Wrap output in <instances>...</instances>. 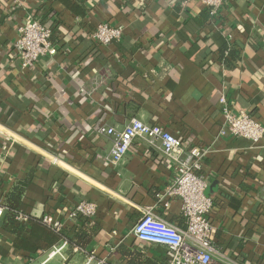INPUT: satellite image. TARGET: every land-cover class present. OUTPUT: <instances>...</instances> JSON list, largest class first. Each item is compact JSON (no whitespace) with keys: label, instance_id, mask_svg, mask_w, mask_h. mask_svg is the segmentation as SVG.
<instances>
[{"label":"crops","instance_id":"obj_1","mask_svg":"<svg viewBox=\"0 0 264 264\" xmlns=\"http://www.w3.org/2000/svg\"><path fill=\"white\" fill-rule=\"evenodd\" d=\"M182 1L0 0V200L26 183L24 211L62 221L69 235L83 218L99 226L80 247L39 221H19L16 233L5 211L0 264H168L167 247L133 228L146 208L187 226L181 200L166 207L159 195L175 164L137 137L112 165V138L98 132L132 117L179 136L184 152L206 151L201 172L222 253L213 264H264V139L222 136L219 104L225 95L264 124V0H229L215 15ZM28 16L51 25L55 53L22 69L13 43ZM101 21L122 25V39L97 43ZM80 201L96 214L68 217Z\"/></svg>","mask_w":264,"mask_h":264},{"label":"built area","instance_id":"obj_2","mask_svg":"<svg viewBox=\"0 0 264 264\" xmlns=\"http://www.w3.org/2000/svg\"><path fill=\"white\" fill-rule=\"evenodd\" d=\"M191 0H183L185 4ZM215 15L229 0H197ZM51 25L28 16L18 29L14 41L15 55L20 59L22 69L33 67L39 59L55 53L52 42ZM124 34L122 25L98 22L91 37L101 45L119 42ZM223 120L220 127L222 136L243 138L258 144L264 139V124L245 110L235 111L225 95L219 99ZM100 134L112 138L113 145L107 157L112 165H117L128 153L137 137L146 139L160 150L176 168V176L166 189L160 193L163 204L169 207L171 200L178 198L182 202L183 215L187 226L182 228L156 214L153 208H146L136 221L133 232L144 242L163 245L169 251L168 264H213L222 254L212 237L214 226L209 214L213 208V199L206 194L208 180L201 172L206 151L193 147L184 152L182 139L159 124H149L132 117L122 129L108 125L98 128ZM5 202L0 200V217L6 211ZM97 212V205L90 201H80L70 212V218L92 217ZM19 221H27L23 214L17 215ZM43 223L61 230L63 222L54 220L50 215L43 216ZM61 251L57 248L53 253ZM221 258V257H220ZM90 257L86 264H91Z\"/></svg>","mask_w":264,"mask_h":264},{"label":"trees","instance_id":"obj_3","mask_svg":"<svg viewBox=\"0 0 264 264\" xmlns=\"http://www.w3.org/2000/svg\"><path fill=\"white\" fill-rule=\"evenodd\" d=\"M210 12V10H209ZM211 14V13H210ZM232 50H229V53H231ZM26 191V183L23 184H17L11 192L7 193L4 198V202L7 206L6 210V219L5 223L11 227V229L16 233H21L24 223H20L17 219V215L23 214L27 217V221H39L43 222V217L36 216L31 213H28L22 209V202H23V195ZM99 226L91 221L89 219H82V224L79 225L75 231L74 234L69 235L68 233H65L64 230H56V234H58L61 238H66L70 243L80 246V247H87V245L91 242L93 239L95 232Z\"/></svg>","mask_w":264,"mask_h":264}]
</instances>
